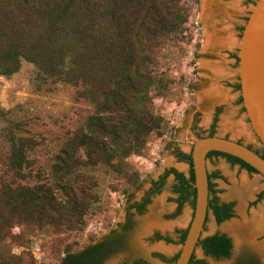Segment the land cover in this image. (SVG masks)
I'll list each match as a JSON object with an SVG mask.
<instances>
[{"label":"trees","instance_id":"obj_1","mask_svg":"<svg viewBox=\"0 0 264 264\" xmlns=\"http://www.w3.org/2000/svg\"><path fill=\"white\" fill-rule=\"evenodd\" d=\"M185 2L199 5L200 0H0V77L15 75L27 61L35 65L39 79L79 87V97L94 106L82 127L54 155L48 176L32 185L28 183L35 178L31 152L39 142L22 134V123L11 119L0 105L6 145L0 157L4 168L0 236L5 227L17 222L83 231L87 216L100 201V181L95 174L100 167L139 187L140 174L131 170L128 160L143 155L153 135L166 134L164 116L153 109L155 97L164 96L170 85L158 72L157 54L163 39L184 35L189 21ZM237 88L241 91V84ZM254 151L264 158V148ZM176 155L191 165L190 176L167 169L155 186L159 190L174 176L179 214L187 202L195 209L197 190L192 151ZM212 156L257 172L235 156L216 151L208 158ZM218 177L219 172L209 174V211L224 222L233 217L234 206L217 197L212 179ZM149 202L145 198L133 207L142 213ZM188 231L189 227L179 231L182 244ZM156 239L174 243L160 234ZM121 243L107 240L81 253H67L62 264H102ZM198 246L218 259L231 258L234 247L232 239L221 233L202 238ZM195 263L205 264L194 255L190 264ZM0 264L22 261L0 250ZM132 264L149 263L137 259ZM244 264L260 263L250 260Z\"/></svg>","mask_w":264,"mask_h":264},{"label":"rangeland","instance_id":"obj_2","mask_svg":"<svg viewBox=\"0 0 264 264\" xmlns=\"http://www.w3.org/2000/svg\"><path fill=\"white\" fill-rule=\"evenodd\" d=\"M185 5L189 21L184 35L163 39L157 54L158 72L170 85L164 96L155 97L153 109L164 116L166 134L153 135L143 155L128 160L131 170L140 174L139 187L100 167L95 172L100 181V201L87 216L83 231L17 222L2 230V252L19 258L22 264H62L67 253L77 254L103 241L121 240L118 250L102 264H132L137 259L149 264H175L174 259L183 247L179 231L190 226L194 207L187 202L177 214L178 194L173 192V175L159 190L155 183L171 168L190 176L191 165L180 161L176 153H191L197 140L212 132L214 136L241 140L256 150L263 149L237 88L240 84L238 44L241 30L254 8L253 1L216 0L211 22L221 40L208 48L204 42L205 24L201 20L203 0L199 5L193 2ZM230 36L234 43L228 44L225 40ZM79 90L63 82L39 79L35 65L27 61L15 75L0 77L1 107L9 112L11 119L22 123V134L39 142L31 152L35 178L29 184L48 176L54 155L93 113L94 106L79 97ZM244 119L246 130L241 136L231 132ZM3 126L0 121V157L6 146L1 135ZM207 164L210 174L220 173V177L212 179L216 195L221 203L233 204L234 214L218 222L210 210L203 238L227 234L234 247L231 258L218 259L206 255L198 246L195 260H203L205 264H244L255 260L264 264V195L260 198L264 193V176L222 156L208 158ZM3 176L0 161V182ZM145 198L150 202L141 213L133 205ZM157 234L171 237L174 243L157 240Z\"/></svg>","mask_w":264,"mask_h":264},{"label":"water","instance_id":"obj_3","mask_svg":"<svg viewBox=\"0 0 264 264\" xmlns=\"http://www.w3.org/2000/svg\"><path fill=\"white\" fill-rule=\"evenodd\" d=\"M252 1L254 8L238 44V76L248 120L264 148V0ZM213 151L235 156L264 176V158L248 146L220 136L199 138L192 148L196 207L187 238L175 264H190L203 238L210 202L207 161Z\"/></svg>","mask_w":264,"mask_h":264},{"label":"bare ground","instance_id":"obj_4","mask_svg":"<svg viewBox=\"0 0 264 264\" xmlns=\"http://www.w3.org/2000/svg\"><path fill=\"white\" fill-rule=\"evenodd\" d=\"M215 3H216V0H203V13L201 14V20L204 22L205 29H206L205 40H204L206 48L219 43L218 40H221V38H219L218 36L217 31L214 29L215 26L212 25V22H211L213 20L212 18L214 15V7L216 6ZM225 42L228 44H231V43H234V40L230 36L226 38Z\"/></svg>","mask_w":264,"mask_h":264},{"label":"crops","instance_id":"obj_5","mask_svg":"<svg viewBox=\"0 0 264 264\" xmlns=\"http://www.w3.org/2000/svg\"><path fill=\"white\" fill-rule=\"evenodd\" d=\"M211 92H212V90H211ZM213 93H214V91H213ZM237 127L231 128V132L235 133L236 135L241 136V133L246 130V120L244 119L243 123L239 125V127H238L239 130L236 129Z\"/></svg>","mask_w":264,"mask_h":264},{"label":"flooded vegetation","instance_id":"obj_6","mask_svg":"<svg viewBox=\"0 0 264 264\" xmlns=\"http://www.w3.org/2000/svg\"><path fill=\"white\" fill-rule=\"evenodd\" d=\"M253 3H254V2H253ZM248 19H249V18H248ZM248 19H247V21H248ZM244 28H245V26H244ZM244 28H242V30H241L242 33H243ZM237 142L243 144V142H242L241 140H237ZM246 146H249V145H246ZM249 147H251L253 150H256V149H254L252 146H249Z\"/></svg>","mask_w":264,"mask_h":264}]
</instances>
